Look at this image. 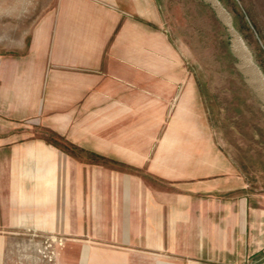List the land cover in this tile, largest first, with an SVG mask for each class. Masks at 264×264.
<instances>
[{
  "label": "crops",
  "instance_id": "crops-1",
  "mask_svg": "<svg viewBox=\"0 0 264 264\" xmlns=\"http://www.w3.org/2000/svg\"><path fill=\"white\" fill-rule=\"evenodd\" d=\"M151 10L55 0L26 51L0 55V261L24 229L83 243L77 264H264V196L184 156L174 126L160 136L175 80Z\"/></svg>",
  "mask_w": 264,
  "mask_h": 264
},
{
  "label": "rangeland",
  "instance_id": "rangeland-1",
  "mask_svg": "<svg viewBox=\"0 0 264 264\" xmlns=\"http://www.w3.org/2000/svg\"><path fill=\"white\" fill-rule=\"evenodd\" d=\"M54 1L0 0V55L23 54L31 30ZM218 1L264 76V0ZM143 20L167 41L161 77L175 80L174 86L160 85L162 99L167 97L160 136L174 126L170 136L177 146L183 143L184 156L222 159L224 168L232 164L246 188L263 197L264 98L242 69L226 24L206 0H153ZM33 132L54 140L41 129ZM51 235L16 229L0 264H77L72 256L83 243Z\"/></svg>",
  "mask_w": 264,
  "mask_h": 264
},
{
  "label": "bare ground",
  "instance_id": "bare-ground-1",
  "mask_svg": "<svg viewBox=\"0 0 264 264\" xmlns=\"http://www.w3.org/2000/svg\"><path fill=\"white\" fill-rule=\"evenodd\" d=\"M206 1H208L213 6L219 17L228 27L231 34L232 48L240 59L242 69H244L251 83L256 87L260 95L264 98V76H262V72H260V69L253 61L252 55L243 42L241 36L233 27L230 17L218 0Z\"/></svg>",
  "mask_w": 264,
  "mask_h": 264
}]
</instances>
